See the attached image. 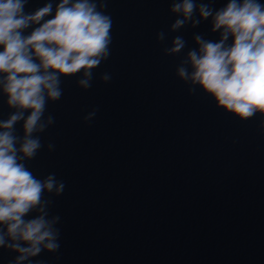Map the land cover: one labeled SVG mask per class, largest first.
<instances>
[{
  "label": "clouds",
  "instance_id": "1",
  "mask_svg": "<svg viewBox=\"0 0 264 264\" xmlns=\"http://www.w3.org/2000/svg\"><path fill=\"white\" fill-rule=\"evenodd\" d=\"M111 0H46L26 11L30 0H0V250L15 253L9 264H41L34 258L60 250L61 216L52 214L66 184L55 172L40 177L28 162L56 145L42 134L56 124L50 103L64 95V79L92 88L95 70L112 55ZM175 17L156 33L164 56L180 57L176 78L189 95L210 97L241 123L259 117L264 130V3L261 0H165ZM209 22L218 39L193 33L169 35ZM102 83L111 81L103 72ZM98 109L83 117L92 121ZM20 125V134L17 130Z\"/></svg>",
  "mask_w": 264,
  "mask_h": 264
}]
</instances>
